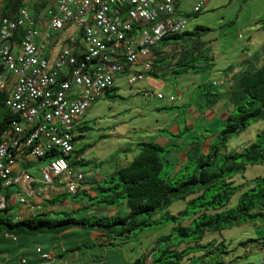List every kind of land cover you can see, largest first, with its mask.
<instances>
[{
  "label": "built area",
  "instance_id": "1",
  "mask_svg": "<svg viewBox=\"0 0 264 264\" xmlns=\"http://www.w3.org/2000/svg\"><path fill=\"white\" fill-rule=\"evenodd\" d=\"M207 1H198L194 11ZM182 2L23 0L4 15L0 0V94L13 116L0 135V209L11 202L3 189L12 186L33 213L46 198L77 193L86 178L85 170L72 166L80 160L75 142L83 115L119 76H129L132 85L152 71L154 47L188 24ZM52 151L58 155L45 160ZM35 162L39 179L29 169ZM36 252L42 259L53 256L41 247Z\"/></svg>",
  "mask_w": 264,
  "mask_h": 264
},
{
  "label": "rangeland",
  "instance_id": "2",
  "mask_svg": "<svg viewBox=\"0 0 264 264\" xmlns=\"http://www.w3.org/2000/svg\"><path fill=\"white\" fill-rule=\"evenodd\" d=\"M198 1L200 0H183L179 7L183 13H190V19L184 31L198 32V34L187 36L186 40H172V44L164 48L166 56L173 55L170 59L171 63L182 58L187 50L190 53L189 60L193 56V64L196 67H191L190 71L180 75L171 72L165 75L163 71L166 70L160 69L164 65L158 60L154 68L155 72L147 73L142 80L132 85L129 83V76H119L115 86L94 102L83 115L80 126H86L88 129L78 133L75 151L77 153V151L85 149L80 157L86 163L81 165V168L86 171L87 176L90 175L89 177L94 174L97 181L85 182L76 196L71 193L66 194L69 201L80 203V208H74L73 216L81 217L93 212L85 208L91 201L84 194L83 188L92 189L96 194L99 185H106L105 178L113 176L119 167L126 166L133 160L131 148H139L140 139L137 132L140 129L137 130L138 128L157 120L170 122L175 118V113L180 114V120L183 122V114L190 112L192 107L195 105L206 106V100L202 99L203 97L209 96L213 100L216 99L215 96L209 95L218 92V89L212 86L210 81L219 78L223 66L234 63L242 52L249 50L254 53L264 44V0H209L204 3L199 13H194V7ZM199 26L207 30H198ZM251 40L253 44L250 43ZM199 43L203 45H199ZM146 92H149L150 96H146ZM159 93L164 94L165 98H158ZM171 96H174L175 99L170 100ZM224 102L226 101L224 100ZM165 111L172 113L158 114ZM223 128V118L216 116V120L205 127V129H209L208 132L203 133L204 128H201V123L196 122L195 127L185 132L181 138L169 135V139L183 144L186 138L191 143L197 142L211 147L219 142L218 134ZM263 128L264 120L252 122L245 132L233 136L228 141L227 147L221 149V152H241L243 147L253 141L259 130ZM205 136L207 139L204 138ZM143 140L141 141L143 142ZM162 145L170 150V145L165 142ZM162 155L167 157L169 153L165 152ZM168 160L165 159L161 173L164 178L170 176L181 179L183 175L192 174L197 169L195 161L178 168L177 164ZM32 164L35 168L30 167L29 169L39 179L41 164L39 162ZM263 175L264 165H249L244 173L248 180ZM243 180V174L235 177L237 184ZM61 183V179L56 181V184L61 187L66 185ZM18 192L17 186L5 188L2 191L4 196L11 195L10 201L15 205L11 207V215L19 209ZM196 196L197 194H194L187 200L175 201L167 210L170 215L178 216L179 212L188 206L189 213L185 218L179 216L177 221L167 219L166 211H162L155 217L162 219V223L138 231L136 236L127 239L122 246H101L99 239L94 238L92 241L79 229L76 230L79 234L53 241L43 237L39 241L49 247L54 245L53 242L80 241L83 245L82 252L89 257L92 264H131L143 255L145 257L152 253L158 256L161 253L160 250L169 244L165 241L159 242V239L168 236H172L171 242L177 244L179 250H183L188 246L195 245L197 234L191 232L192 236L182 237L176 226L181 224L191 225L192 228L196 227L194 212L202 208L199 205L204 201V199H197L195 204H189L188 201ZM238 198V194L233 196L231 206L238 203ZM8 205L10 206V203ZM120 215H125V213L122 212ZM258 239H264V220L260 217L222 231H207L200 240V244L204 246L203 251L185 256L183 264H243L241 262L246 258L255 256L251 252L257 242L252 241ZM211 241L215 242L212 246L208 245ZM90 242L96 245L87 248ZM155 247L158 249L156 252L153 251ZM167 259L174 260L172 257ZM151 261L152 258L149 257L145 262L149 264ZM70 264H81V262L76 261Z\"/></svg>",
  "mask_w": 264,
  "mask_h": 264
},
{
  "label": "trees",
  "instance_id": "3",
  "mask_svg": "<svg viewBox=\"0 0 264 264\" xmlns=\"http://www.w3.org/2000/svg\"><path fill=\"white\" fill-rule=\"evenodd\" d=\"M22 2L23 0H4V15L15 12ZM199 12L194 11V13ZM180 13L189 22L190 13H183L182 11ZM200 29L207 30L199 26L198 30ZM184 30L180 33L166 35L159 45L154 47L156 59L150 72H155L154 68L158 60L164 65L160 69L166 70H162L165 75L168 72L180 75L190 71L191 67H196L193 64V56L189 60L188 55L190 53L187 50H185L183 57L174 63L170 62L173 55L168 54L166 56L164 53V48L171 45L172 40H186L187 36L198 34V32H185ZM199 45L203 44L199 43ZM214 82L212 86L216 87L218 84L215 85ZM233 91L242 92L243 96L233 99L232 112L223 119L224 128L218 134L219 142L207 147V152H205L206 144L190 142L191 149L187 153L186 163L196 162L197 169L194 173L183 175L181 179L170 176L162 177L164 161L165 159L168 160L162 153H169L171 149L175 148L182 149L183 145L171 140L170 150H168L156 142H142L138 144L139 151L133 160L128 165L119 167L113 176L105 178L106 185H99L95 195H91L86 188H83L84 194L91 201L85 206L86 209L113 208L124 205L128 210L125 215L76 217L72 215L74 210L65 211L59 213L57 217H52L54 210L49 211L48 209L21 221H14L9 216L12 209L10 206L13 205L10 202V206L7 205L0 209V228L3 229L4 227L7 232L16 236L22 234H54L58 236L74 229H82L84 233L99 231L106 236L108 246L117 247L122 246L127 239L136 236L138 231L162 223V219L155 218L162 211H166L167 219L177 221L179 216L185 218L186 214L189 213L188 206L179 212L178 216L170 215L167 210L175 201L187 200L190 196L197 194L196 197L188 201L189 204H195L197 199H204L199 205L202 208L194 212L196 227L192 228L191 225L184 226L181 224L176 226L182 237L192 236L191 232L197 234L194 241L195 245L179 250L178 245L171 242L172 236L162 237L159 242L165 241L169 244L160 250V255L155 256V254L150 253L131 263L146 264V259L151 257L152 261L149 264H183L185 256L203 251L204 246L200 244V240L207 231H222L259 217L264 218V175L241 184H237L235 181L237 175H244L249 165H264V128L259 130L256 138L247 143L241 152H221V149L227 147L228 141L233 136L245 132L252 122L264 120V63L261 66L252 65L250 68L241 70L235 77ZM12 119L13 116L4 103V94H0V135ZM86 129L88 128L84 126L80 128V131ZM206 130V132L209 131V129ZM171 135L173 134L171 133ZM174 136L181 138L180 134ZM204 138L207 139V136ZM84 151L85 149H81L77 153L75 151V157H80ZM56 155H58L56 151H52L45 160ZM85 163L84 159L80 157V160L74 161L72 166L81 168V165ZM186 163L183 166H186ZM87 178L86 174V178L80 183L77 193L71 194L78 195ZM66 194L70 193L63 191L60 195ZM236 194L239 195L238 203L231 206L232 198ZM46 200L51 205L60 198L55 196L46 198ZM252 242H258L264 247V239ZM214 244L215 242L211 241L208 245ZM153 251H158L157 247ZM169 257L174 258V260H168Z\"/></svg>",
  "mask_w": 264,
  "mask_h": 264
},
{
  "label": "crops",
  "instance_id": "4",
  "mask_svg": "<svg viewBox=\"0 0 264 264\" xmlns=\"http://www.w3.org/2000/svg\"><path fill=\"white\" fill-rule=\"evenodd\" d=\"M250 43L253 44V41L251 40ZM263 63L264 44L261 45L259 49L254 53L249 50L242 52L234 63L223 66L219 78L210 81V83H213V81H216L218 83V85L215 87L218 89L217 94L214 95L216 98L215 100L209 98V96L206 98L203 97L202 99L206 100V106L200 107L198 105H195L194 107H192L190 112H188L187 114H183V122H181L180 120L179 113H175V118L170 122H159V120L150 124H148V122L141 128L137 129H140V131L137 132L138 138L140 139L138 144L142 143L141 140L144 139L143 142H156L159 144H163L165 142V144L170 145L171 140L169 139V135H171V133L173 134L172 136L180 134V136L182 137L185 132L190 130L192 127H195L196 122H200L201 128H204L203 131H207L205 127H207L209 123H213L216 120V116H220L224 119L225 116L232 112L233 99H238L239 97L243 96L242 92L233 91L235 86V77L238 75V73L243 69L250 68L252 65L261 66ZM209 95H211V93ZM224 100L226 102H224ZM171 113L172 112L169 113L165 111L158 114L167 115ZM181 145H183L182 149H171L169 155L167 156V158L170 159L174 164H177L178 168H181L187 162V153L191 149V144L186 138L185 142ZM131 149L133 150L134 158L139 149ZM203 149L205 150V147ZM205 152H207V145ZM90 172L94 173L92 171ZM89 176L86 182L93 180L97 181L94 174L92 177ZM243 179L244 180L241 183H245L246 181H248V179H246L244 175ZM87 192L91 195H95V192H93L92 189H87ZM52 194H55L54 191H52ZM56 195L60 198V200H56L55 204L52 203L51 205H49L47 203V200L44 199L41 206V201H37V205L41 206L42 208L40 209L38 207L35 213H33L29 205L18 203V211L16 213H12V215L10 214V212L9 216H11L14 221H21L42 212L41 210H48L51 206V209L54 210V214L52 215V217H57L59 213H63L65 211H74L75 207L80 208L79 202L75 203L69 201L66 195H58V193ZM14 206L15 205H12L10 207ZM91 211H93L91 214L85 216L104 215V213H106V215H120L122 212L125 214L128 212L126 206L124 205H121L117 208L98 207L92 209ZM262 219L264 220V218ZM5 229L6 228L4 227L3 229L0 228V264H70L76 261H80L81 264H92V262L89 260V257L85 256V253L82 252L83 245L80 241L53 242L54 245L51 247L39 241V239L43 237H46L49 240L53 241L54 239L64 238L65 236L79 234L78 232H76V230L78 229L69 230L58 236L51 234H22L16 236L7 232V230ZM84 235L92 241H94V238H97L99 239L101 246H107L108 241L106 239V236H104L99 231L85 232ZM95 245V243L90 242L87 248H91ZM37 247H41V249L45 252H51L53 256L50 259H42L36 252ZM251 253L255 256L246 258V260L242 261L241 263L264 264V247L261 246V244L257 242V245H255Z\"/></svg>",
  "mask_w": 264,
  "mask_h": 264
},
{
  "label": "clouds",
  "instance_id": "5",
  "mask_svg": "<svg viewBox=\"0 0 264 264\" xmlns=\"http://www.w3.org/2000/svg\"><path fill=\"white\" fill-rule=\"evenodd\" d=\"M114 86H115V85H114ZM108 91H109V90H108ZM108 91H107V92H108ZM107 92H106V93H107ZM106 93H105V94H106ZM95 102H96V101H95ZM93 104H94V103H93ZM80 128H82V127H80Z\"/></svg>",
  "mask_w": 264,
  "mask_h": 264
}]
</instances>
